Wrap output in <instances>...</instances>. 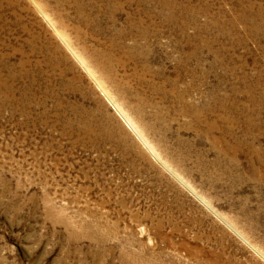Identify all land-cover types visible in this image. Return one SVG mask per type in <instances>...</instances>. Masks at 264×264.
Returning <instances> with one entry per match:
<instances>
[{
	"label": "rangeland",
	"instance_id": "obj_1",
	"mask_svg": "<svg viewBox=\"0 0 264 264\" xmlns=\"http://www.w3.org/2000/svg\"><path fill=\"white\" fill-rule=\"evenodd\" d=\"M54 1L0 0V264H264V0Z\"/></svg>",
	"mask_w": 264,
	"mask_h": 264
},
{
	"label": "bare ground",
	"instance_id": "obj_2",
	"mask_svg": "<svg viewBox=\"0 0 264 264\" xmlns=\"http://www.w3.org/2000/svg\"><path fill=\"white\" fill-rule=\"evenodd\" d=\"M45 1V0H44ZM56 2H59V3H61V2H64V3H69L71 0H55ZM55 1H54V3H55ZM82 0H74L73 2H75L76 4H77V6H79L78 8H81V5H82V3H80ZM85 1H87L88 2V4L89 5H94L95 6V3H97V2H103V3H105L106 4V8H112V7H114V6H116L117 4H118V0H85ZM139 2H142L143 3V5H145V15H147V17H149L148 15H149V12H150V9H152L151 8V4L148 6V4H149V0H138ZM159 1V0H158ZM174 1V0H173ZM148 2V4H146ZM172 2V1H171ZM52 3V2H51ZM59 3H57V4H59ZM80 3V4H79ZM79 4V5H78ZM75 5V4H74ZM83 6H84V4H83ZM163 6V5H162ZM170 7H172V8H174V4L172 3L171 5H169ZM250 6V5H249ZM167 7V6H166ZM77 8V9H78ZM84 9V8H83ZM147 9V10H146ZM167 9V8H166ZM168 9H171V8H168ZM167 9V10H168ZM76 11H79V10H76ZM171 11H173V10H171ZM80 12V11H79ZM170 12V11H169ZM43 13V12H42ZM81 13V12H80ZM175 13H171L170 12V14H166L165 15V20L166 21H168V22H170V21H172V23H173V21H174V15ZM79 16V15H78ZM84 17V16H83ZM46 18L48 19V17L46 16ZM87 18V17H86ZM80 19H82V18H80ZM151 17H149L148 19H146L145 20V22H146V25L147 24H149L150 22H151ZM49 20V19H48ZM176 21V20H175ZM81 22H82V20H81ZM51 23V22H50ZM179 23V22H178ZM84 24H85V22H84ZM140 24H144V22L143 21H140ZM184 24V23H183ZM54 25V24H53ZM187 26V25H186ZM53 27V26H52ZM181 27V26H180ZM55 28V27H54ZM260 29V28H259ZM57 30V29H56ZM60 32V31H59ZM58 35H60V34H58ZM142 35L143 36H145L143 33H142ZM157 35V33L155 34V36ZM64 36V35H63ZM60 37V36H59ZM61 40L62 41H64L65 42V44L70 48V49H72V47H70L69 46V44L67 43V41L62 37V33H61ZM69 42V41H68ZM194 52H192V54H194V55H196L197 54V52H195V50H193ZM73 52H75L74 50H73ZM77 54V53H76ZM180 54L182 55V54H185L186 55V57H183L184 59H183V61H187V60H189L190 59V51H186V52H182V51H180ZM75 56V55H74ZM79 56V55H78ZM77 55H76V57H77V59H78V61L84 66V68H86V70L89 72V74L91 75V71H90V69L86 66V64H85V62L83 61V58L81 59L80 57H78ZM102 56V55H101ZM107 56V55H106ZM180 56V55H179ZM106 58V57H105ZM102 60V59H101ZM200 61H201V59L200 58H198V63H197V65L199 66V63H200ZM181 67V69H182V67L183 66H180ZM185 68V67H184ZM145 70H147V69H145ZM183 70V69H182ZM198 73V72H197ZM181 75H182V71H179L178 73H177V76H179V78H181ZM197 76H199V78L201 77L200 75H197ZM194 77H196V76H194ZM201 80H202V78H201ZM198 81V80H197ZM169 82V86H173L174 88H177L178 87V85H177V82L175 81V80H169L168 81ZM188 85V84H187ZM189 86V85H188ZM188 86H186L185 88H184V90H186V91H188L187 89H188ZM194 87V86H193ZM155 89H157V90H159L160 92H162L161 90H162V87L161 86H157V87H155ZM215 94V93H214ZM163 96H165V95H163ZM212 96H214V95H212ZM208 97V96H207ZM216 97V96H215ZM209 98V97H208ZM216 99V98H215ZM214 99V100H215ZM221 99V98H220ZM224 99V98H223ZM223 99H222V101H223ZM216 101V100H215ZM224 101H225V99H224ZM217 102V101H216ZM217 105V104H216ZM216 105H214L215 107H216ZM221 106V104H219V105H217V108H221L220 107ZM198 107H200V109L202 110V111H210V110H212L213 111V106H211V105H209L207 102H204V103H202L200 106H198ZM219 111V110H218ZM222 116V115H221ZM125 118V117H124ZM221 118V117H220ZM225 118V117H224ZM222 119V118H221ZM127 120V119H126ZM128 122V124L131 126V124H130V122L129 121H127ZM129 126V127H130ZM134 130V129H133ZM254 147V146H253ZM235 148V147H234ZM149 149V148H148ZM257 150V149H256ZM257 153V152H256ZM262 153V152H261ZM153 154V153H152ZM261 172V171H260Z\"/></svg>",
	"mask_w": 264,
	"mask_h": 264
}]
</instances>
